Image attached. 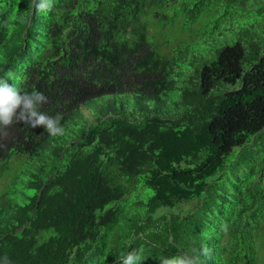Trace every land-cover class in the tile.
<instances>
[{
    "label": "trees",
    "instance_id": "1",
    "mask_svg": "<svg viewBox=\"0 0 264 264\" xmlns=\"http://www.w3.org/2000/svg\"><path fill=\"white\" fill-rule=\"evenodd\" d=\"M5 19L0 78L45 94L63 128L83 122L67 140L24 122L0 133V264H121L136 249L161 264L202 248L200 264H262L264 0H53L46 14L0 0ZM227 21L244 40L226 42ZM163 29L186 37L170 56L149 34ZM214 38L212 58L188 53Z\"/></svg>",
    "mask_w": 264,
    "mask_h": 264
},
{
    "label": "clouds",
    "instance_id": "2",
    "mask_svg": "<svg viewBox=\"0 0 264 264\" xmlns=\"http://www.w3.org/2000/svg\"><path fill=\"white\" fill-rule=\"evenodd\" d=\"M32 7L38 14H46L53 7V0H32ZM9 21L5 19L0 22V27L8 28ZM48 97L39 91L22 93L16 86L9 84L7 80L0 78V133L7 135L6 130L14 122H24L36 128L42 126L47 133L52 136H62L65 134L64 128L60 125L61 116H50L41 111L42 105L47 104ZM222 229L227 231V225H222ZM194 254L181 253L172 257H165L160 260L161 264H200L201 255L207 256L208 250L202 248ZM142 250L129 251L120 261L121 264H141L145 260ZM4 264H9L8 258H4Z\"/></svg>",
    "mask_w": 264,
    "mask_h": 264
},
{
    "label": "rangeland",
    "instance_id": "3",
    "mask_svg": "<svg viewBox=\"0 0 264 264\" xmlns=\"http://www.w3.org/2000/svg\"><path fill=\"white\" fill-rule=\"evenodd\" d=\"M241 8L240 7H236V10H240ZM257 21H255V28L254 27H248L247 28H250V29H255L257 30V27L256 25L258 24V19L255 18ZM240 20H243V21H247V22H253V17L252 16H249V17H246V16H243L242 18H240ZM241 23V21H239ZM223 25L225 26H228L230 29L228 31H226L225 33H223V36H224V39L226 40V42H231L233 40H236V39H241V40H244L245 39V33L243 32H240V28L238 25H236L235 23H233V21H227V22H224ZM240 32V33H239ZM153 31L150 30V36H151V40L152 42H155L156 45L158 46V49L165 55H172L171 51L174 47H177V44L178 41H182L186 39V37L184 36L185 34H176L174 31H169L167 29H163L160 33H155V34H152ZM186 41H191L190 44H189V47H188V53L189 52H192L193 53H200V52H204L203 55L205 54V57L207 58H212L214 56V53H213V48L218 46L219 44H221L222 42H224V40H222L221 42L219 40H216L215 38L213 40H210L208 42H199L195 39H191V40H186ZM164 42V43H163ZM184 43V42H183ZM186 43V42H185ZM175 49V48H174ZM183 63V67H182V74H181V78L180 80H182L181 84L182 85H186V86H190L191 85V82H190V79H191V75L193 74L194 72V69L198 66L199 62H198V59H194L192 58L190 55L187 56V58L185 59V62H182ZM182 65V64H181ZM177 94L176 93H172L170 99H165V103H167L168 105L162 107V108H159L157 110V112H160V113H166V108H171L172 105L170 104V101L172 99H175L177 98L176 96ZM106 98V96L103 97V100ZM129 99H131V96H128ZM97 100H100V99H96V100H92L90 102L92 108L94 109L95 111V101ZM102 100V99H101ZM148 105L149 107L152 106V102L149 101L148 102ZM130 107V104L128 105V108ZM81 112L83 113V115L85 117H90V112H89V109L83 107L81 108ZM128 116V114H127ZM83 122V118L81 116L80 113L76 114L73 116L72 119H70L66 125H65V134L62 135V136H56L55 139L56 140H67L68 139V136L70 134V132L75 129L77 126H79L81 123ZM1 183V181H0ZM262 264H264V258H263V261H262Z\"/></svg>",
    "mask_w": 264,
    "mask_h": 264
}]
</instances>
